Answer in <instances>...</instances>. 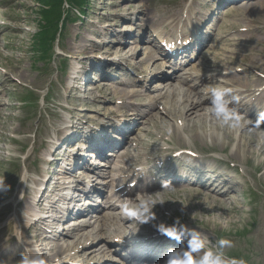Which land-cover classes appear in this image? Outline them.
Masks as SVG:
<instances>
[{
  "label": "bare ground",
  "instance_id": "bare-ground-1",
  "mask_svg": "<svg viewBox=\"0 0 264 264\" xmlns=\"http://www.w3.org/2000/svg\"><path fill=\"white\" fill-rule=\"evenodd\" d=\"M117 1L112 4L114 11L106 19L110 23L108 28L103 31H95V35L99 39H106L108 35L114 33L113 31L118 26L120 20L129 18L135 14L142 15L145 18V20L140 19L143 22V28L156 25L176 34H179L180 29H182L181 35H185V33L183 27H180L181 25H185L187 21L193 28V31L190 33L192 35L195 34L197 37L199 26L207 22L219 7L226 4V1H230L236 6L242 4L240 7H231L228 10H224L225 14L229 13L239 18L246 26L230 24L224 36L221 37L220 42H217V44H221L218 48L221 53H218V50L212 51V57L206 58L198 67L191 66V68H188L192 72L184 68V71H187L186 74L181 78L176 76L174 79L162 73L167 68V65H173V63L163 64L156 62L154 59L157 57L154 54H157V52L152 51L150 47H138V50L131 49L128 52V49L121 43L123 40L122 36H118L117 42L119 46H115L113 43L107 41L100 44H91V39L88 36L84 35L80 37L75 34L68 47L73 58L79 59L82 57L85 59L96 54L102 55L100 58L104 60H96L91 62V64L89 63L93 69L99 68V66L115 68L125 62L128 70L138 72L131 61L136 56V52L141 50V48H145V61L141 67L143 74L146 76L144 83L148 80L159 79L161 85L154 95H149L145 92L140 95L136 91L119 89V87L113 84H105L103 82H100L95 87L89 85L92 86L89 91L106 90L109 94L107 102L115 103L118 100L123 104V107H121L122 104L120 103V107L110 109L101 106L99 99H93L88 110L72 111L71 115L76 120L73 121L71 129L85 132V138L88 137V141L91 140L98 149L107 147L116 150L117 148L110 141L105 129H114L121 136V131L118 130L120 125L122 123L127 124L130 119L139 117L142 123L146 125V128L141 130L142 132L146 130L145 133L147 135H142V138L150 136L154 138V141L151 144H144V152L143 139L134 133V142L137 143L140 140L142 147H137L131 151L129 148L134 143L131 139H126L123 142L125 138L123 137L122 141L119 142L123 143V147L115 155V159L109 160L108 165H105L104 162L100 165L101 168L108 166L110 169L105 172L95 171L101 179L105 180L104 184L109 188L108 191H110L111 195L106 196L105 208H98L100 215L96 217L97 220L93 223L84 217L78 221L69 222L66 226H57L63 220L53 218L61 206L59 202L66 197V192L71 191L75 186V194L70 193L73 197L76 196L75 199L68 200L65 198L67 210H69L73 206L72 204L78 201L77 198L81 197V194L77 196V189L86 190L87 186L85 184H87L88 180L95 179V176L90 177L89 175L91 174L85 172V170L83 172L80 171L79 176H77V172V174L73 173L74 175L68 178L69 181L66 184L55 182L53 191L47 197H41L40 199L34 198V195L36 189L42 187L43 183L48 181L47 176L37 179L30 175H25L17 190L13 191L10 187L8 191H0V206L4 202L3 207L0 209V221L8 217L6 225L0 226V264H10L9 256L5 255L8 248H11L12 254H19L32 249L33 245L39 246L40 255L47 260L48 264H70L73 260L78 261V264H91L89 261H93L94 259H99L100 261L104 259V262H107L106 253L108 252L107 247L110 243H113L117 238H125L129 233L134 236L141 234L132 223L133 220L126 214L124 210L125 206H127L129 211H136L140 209L143 202L155 201L156 203L152 207V211L156 215V218L163 220L164 216L159 209V204H164V209L173 215L177 214V200L172 199V202H170L166 194H169L171 198L179 197L181 203L188 205L190 210H192L193 213L186 214L183 217L182 220L186 221L184 224L202 233H206L212 240L211 233L207 227L213 225L215 229L218 227L225 229L234 223L231 215L237 205L236 195L242 192L241 186L245 182L246 175L240 178V180H236L228 174L227 166L225 167V171H219L218 168L227 165V163L214 155H210V153L224 155L229 150V153L226 155V160L229 162L238 163L239 166L244 167L245 162L254 160L258 164L257 168H264V121L258 119L260 114L264 115V79L261 78V76L264 78V52L260 51L264 49V0H206L205 2L195 0V4L187 7L180 6L178 10H166L159 19L148 16L146 11L133 10V6L130 4L124 5L119 0ZM253 1L255 3H249ZM244 2H247V4H243ZM218 5L219 7L217 8ZM28 7L29 0H0V47L2 41L18 40L19 35L24 33L22 25L28 23L29 18L27 15H20L19 9H27ZM185 16L186 18L184 19ZM123 29L128 31V35H131L129 27L125 26ZM241 31L246 32V34L239 35L238 38H235L236 35H232L231 38L229 37L231 33L236 32L239 34ZM158 35L163 37L159 33ZM137 39L139 38L136 37ZM164 40L166 39L161 38L160 41ZM178 40L179 36L176 38V41ZM194 40L190 42L188 47L178 48L175 52L176 56L180 50H185V53L178 57V59L177 57L169 58L174 62L175 65L173 66L180 65V58L183 59L182 64L186 62L187 57L185 56L194 51L195 45L199 41V39ZM169 42H175V40H170ZM253 43L257 46L254 47ZM6 49H14L13 44L8 45ZM109 57H112L113 60L109 59ZM4 59L7 60L6 64L3 63ZM109 60L111 62L107 63ZM24 62V58H5L0 53V143L2 144L7 141L5 132L11 131L13 134L21 132L19 128H11L13 119L4 115V112L9 108L5 102V98L8 95V87L15 85L13 83L15 79L25 84L35 85L34 79L29 74H26ZM2 67L5 68L6 72H1ZM116 69L119 70V68ZM159 73L162 74L159 75ZM155 76L158 77L152 78ZM78 78L77 76V79L72 78V80L77 81ZM84 81L80 79L79 82H74L67 88V92L70 93L67 97L69 101H76L71 94L81 91ZM120 85L133 87V80L129 79L127 82H121ZM217 85L239 89L235 94L241 97L240 102L230 105V107L235 108L237 113L242 116V126H222L221 122L212 114L208 94L210 88ZM133 97H140L143 100L142 105L140 104L141 106H139L128 101V99ZM60 98L61 96H58V99ZM159 105L169 115L170 122L172 121L173 125H170L169 122L160 117L159 113L156 112ZM124 108L131 109L133 112L131 115H128L130 117L128 121H125L121 117L117 118L118 112ZM86 111L96 113L97 115L90 116L84 114L83 112ZM69 117L64 116L59 121L60 126L53 129L56 137L66 130V125L70 126V123H66L72 120ZM127 125H129V122ZM62 126L64 128L60 129ZM148 129L151 132L147 131ZM153 130L157 132L160 136L159 138H156ZM167 135L171 139L175 138L173 142L174 147L178 150L176 153L184 150L181 148H186L187 152L181 153L182 155L179 156L180 160L196 162L193 154L188 153V151H192L198 153L201 156V160L215 163L212 166L196 162L190 166V173L195 176L196 180L197 178L202 180L201 188L195 187L197 185L191 186L187 181L176 182L173 180V173H171V175H167V178L171 181L169 187L173 188V192L170 194L162 190L157 191V188L162 189L163 186L158 187L160 185L145 179V175L154 174L153 168L148 166L145 159L151 156L148 160L152 162V156L155 154V158L159 160L158 163L160 161L167 162V154L174 150V147H171L163 151L161 153L165 154L163 159H159L156 155L158 150H163L166 146L164 139ZM45 136L50 138L49 133H46ZM66 137L67 134L62 136L61 139H65ZM56 141L55 137L52 141H48L45 156L41 158V162H44V164L46 163V154L49 153L51 155V149L57 145ZM199 143L204 148L201 152L197 148ZM168 145L170 146V144ZM10 151L12 149L7 146L0 147L1 154H8ZM1 154L0 160H4ZM64 157L66 158L68 155L66 154ZM73 159L75 162L83 165L85 169H92L89 162L81 159L79 149L75 150ZM120 160L125 164V167H119L115 163V161L118 162ZM81 161L83 162L81 163ZM56 163H58L57 158L54 159L52 164ZM140 163L145 164L141 171L139 172L137 168L133 170ZM69 169L72 168L70 167ZM234 172H237L236 167ZM245 173L248 175L246 170ZM262 177L264 178V172ZM131 179L136 184L133 188H128L127 183ZM97 180L95 179L97 184L93 185L95 191H97L99 184H103ZM119 183H122L123 186H120ZM78 184L82 186V189ZM207 185L210 187V191L206 190L205 186ZM180 194L186 198L183 199ZM125 198L128 200H124ZM74 209L75 207L71 208V211H68L66 215H70L74 212ZM39 212H44L48 217L37 220L35 214ZM123 216L124 219L122 218ZM190 217H193L196 222H189ZM199 217L201 218L203 231L199 230L196 224ZM205 217H208V219ZM150 222L154 227L160 225L165 228L164 222L162 224H157L155 221ZM13 224H18L21 233L15 231L12 227ZM156 228L158 230V227ZM51 238L54 239V242H50ZM96 249H99V251H96ZM131 263L141 264L134 261Z\"/></svg>",
  "mask_w": 264,
  "mask_h": 264
},
{
  "label": "rangeland",
  "instance_id": "rangeland-1",
  "mask_svg": "<svg viewBox=\"0 0 264 264\" xmlns=\"http://www.w3.org/2000/svg\"><path fill=\"white\" fill-rule=\"evenodd\" d=\"M122 2L124 5H132L133 10H143L146 11V14L148 16H153V17H159L161 13L170 7L173 8V6L176 4H193V0H119ZM118 2L117 0H92L91 6L89 10L87 11V15L85 19L81 20V22L71 25L68 27L64 33H63V39L61 40L60 46L56 47V56L54 60L50 62H46V65L44 63L38 64V58L33 54V42L31 40V37L37 30V25H38V20L40 19V3L39 0H29V8L28 9H19V13L21 15L25 16V13L29 17V24H23L25 34L20 35L18 40H13V41H7V42H2V46L0 47V52L2 53L3 56L5 57H11L14 56L15 58H24V69L26 70V74L30 75L32 79L35 80V83L37 85H41V89L35 88L34 86H28L25 84H19V80L15 79L13 83L16 84L14 87H8V96H6L5 101L9 103V105L12 106V109L7 110L6 116L13 118L12 122V127H17L21 128L24 132L19 135H14L10 133L9 131L6 133V136L9 138L12 137H17L19 142H23L21 145H11L12 143H7V144H0V146H10L14 150H21L23 147V153H9L3 154V157L7 159L6 162H1L0 163V174L3 177H8L6 173H12L14 171V166L9 164V163H16L20 167L21 171V176L26 175V170L27 168L24 166V158L25 154L27 152H30L34 148V154H38L39 150V158H40V152L43 149V143L45 141V138L43 139L39 138L40 135H42L44 127L46 128V131H51V128L54 127V125L57 123V126L59 125V121L62 116L66 115L64 110H67L68 108L71 107H79L80 109H85V107L82 106V101L76 104L73 103H67L65 99V95L67 94L66 88L67 85L64 83L66 82V74L63 71V66L64 63L67 66V70L69 69L70 72H72V68L75 69H82V68H87V64L89 59L92 61L94 60H102L98 56L102 55H93V57H87L85 59H72L71 53L68 51L69 44L72 42L75 34L81 36L87 35L91 39V44H95L94 42L97 41H107L110 42V40L113 39L114 36H122L123 38V45L129 50L135 49L138 44H143L141 40L137 44L133 43V33L138 34L141 31L146 33V31H149V33L153 34L155 30L157 29V26H154L153 28H141L143 25L142 20H145L143 16H139L137 14L130 16L129 18H125L124 20H120L118 22V26L114 29V33L110 34L107 36L106 39L102 38L99 39L98 36L95 35V31H103L104 29L108 28V25L110 24L108 22L107 17L114 11V8L112 7V4ZM255 3V2H254ZM246 4V3H245ZM227 6V5H225ZM221 6L217 9L216 11V17L209 22V24L205 25L203 28V35L202 37L205 38V41L203 45H206L209 39L211 38V42L209 46H216L217 45V40L221 38V35L224 36L225 32L227 31V28L230 24H241L243 26H246V24L240 20L239 18L227 14L225 17H222L223 14L225 13L224 7ZM241 5L234 6L235 8L240 7ZM138 12V11H135ZM134 12V13H135ZM139 18V19H138ZM221 18V19H220ZM142 19V20H140ZM216 23L218 24L217 27H215ZM125 26L129 27L131 32V35H128L125 29H123ZM208 32H210L209 35H206ZM244 33L245 32H241ZM107 34V33H106ZM130 34V33H129ZM148 34V33H147ZM237 34V33H236ZM211 35V37H210ZM256 39V38H255ZM94 41V42H93ZM13 43V46H15V50H6L4 49V46ZM89 45V44H87ZM115 46H119L118 43L114 44ZM253 46H257L255 43H253ZM19 48H21L19 50ZM261 52H264V49L260 50ZM209 52H211V49L208 48L201 58L203 56L207 57H212L210 56ZM218 53H221V51L218 50ZM143 52L136 53V56L134 59L131 61V63H134V65L137 67V69L140 70L142 73V66L144 65L143 63ZM85 57V56H83ZM199 59V61L201 60ZM224 58V57H222ZM109 59H112V57H109ZM264 59V56H263ZM3 63H7L6 60H3ZM123 69V68H122ZM125 69V66H124ZM123 69V70H124ZM1 71L6 72L4 68L1 69ZM167 73H169V77H173L172 70L171 69H165ZM169 71V72H168ZM61 72V73H60ZM125 72L122 71L120 72V78L121 80L123 79V73ZM139 72H133L129 71L128 75L135 76V85L136 88H126V87H121L123 89H127L128 91H142L141 88V78H145V75H142ZM166 74V72H165ZM180 75H183V73H179ZM168 76V74H167ZM141 77V78H140ZM143 78V79H144ZM22 83V82H21ZM50 84L51 86V93L50 95L52 96V99L50 102L49 100L46 99V103L43 100V95H46L48 93V89ZM86 85V84H85ZM25 86H28L32 88L35 93V97L38 98V102L34 103L30 107H26L24 109V105L20 104L23 97L22 91L25 88ZM146 89L147 91L152 90V94H156L157 90V85L154 84V81L146 83ZM39 87V86H37ZM86 86L83 87V92ZM156 88V89H155ZM80 92L78 95L84 96V93ZM141 93V92H140ZM55 94V95H53ZM63 95L64 99L61 101H55L56 95ZM42 96V98H41ZM99 97L100 100H102L101 106L103 107H108L110 109L114 108L116 106L115 103L113 104H108L105 103V101L108 99L109 94L106 91H97V93L94 95ZM80 97V96H79ZM138 98L130 99V101H137ZM20 102V103H19ZM119 102V101H117ZM91 103V102H90ZM117 107V106H116ZM126 111L125 113H127ZM166 117V116H165ZM168 117V116H167ZM166 117V118H167ZM51 126V127H50ZM25 130H28L29 132H26ZM44 135V134H43ZM36 148L38 150H36ZM198 151L201 152L202 149H204L201 146V143L197 145ZM228 151V150H227ZM44 152H41V155ZM229 153V152H228ZM220 159H222L224 162L228 161L226 160V156H218L214 155ZM200 163H205L208 165H214L215 163L212 161H202L200 159ZM250 165H247L249 167L256 166L254 163ZM40 166V164H39ZM232 165H229V168H231ZM219 171L223 170L225 171V166H221L218 168ZM247 170L252 173L253 169L248 168ZM258 173V180L254 181L251 176L247 175L246 178V185L243 187V190L245 191L246 197L252 198V193L258 194L259 196L263 197V200L260 204L257 205L255 208V212L252 213V215L249 217L250 212L253 211L252 204L250 203V199L246 198L245 201H241L240 206H238L235 211L232 213V217H234V220L236 221L237 218H242L244 219L243 222H240V224L235 225L233 228L230 230L232 231L231 235L233 236V247L230 249H227L225 254L229 255H236L238 256L241 260H243L247 264H264V179L261 177L260 171ZM231 176L234 175L231 171L230 173ZM244 175V168L241 167L239 170V176ZM103 186L101 185V189ZM165 193H172L169 191H164ZM108 195V194H107ZM169 198V201L172 202L173 200H177V205L176 209L178 212V215H183V213L188 214L191 213V210H189L188 207L182 208V203L181 199L179 197H173L171 198L169 194H166ZM180 196L186 198L182 194ZM239 196V195H238ZM103 197V196H102ZM104 200V199H103ZM160 207L164 210V206L161 204ZM182 211H184L182 213ZM165 214H168L165 212ZM135 224V222H133ZM253 225H256V231L253 234H249L247 238H242L240 237V233L244 234V229L246 230L247 227H253ZM16 228L18 229V226L16 224ZM140 229V228H139ZM143 229V227L141 228ZM261 230L262 236L258 238V233L257 230ZM236 230V231H235ZM235 231V235L234 232Z\"/></svg>",
  "mask_w": 264,
  "mask_h": 264
},
{
  "label": "clouds",
  "instance_id": "clouds-1",
  "mask_svg": "<svg viewBox=\"0 0 264 264\" xmlns=\"http://www.w3.org/2000/svg\"><path fill=\"white\" fill-rule=\"evenodd\" d=\"M188 42L184 41V43ZM171 47L169 46V50H171ZM238 91L239 89L218 85L210 88L208 96L211 112L221 122L222 126H242V116L237 113L235 108L230 107V105L240 102L241 97L235 94ZM262 119H264V116H262ZM9 188L10 186L5 183V180L0 178V191H7ZM155 203V201H147L141 204L139 210L129 211L127 206L124 210L134 222L142 225L156 219V215L152 211ZM156 227L161 233L181 245L178 248L168 250L164 264H245L243 260L228 259L226 257V250L233 247L232 241L228 239H217L213 243L206 233L185 224L173 225L167 229L160 225ZM19 264H48V262L40 255L39 246L33 245L32 249L26 250L21 255ZM70 264H78V261L73 260Z\"/></svg>",
  "mask_w": 264,
  "mask_h": 264
},
{
  "label": "trees",
  "instance_id": "trees-1",
  "mask_svg": "<svg viewBox=\"0 0 264 264\" xmlns=\"http://www.w3.org/2000/svg\"><path fill=\"white\" fill-rule=\"evenodd\" d=\"M73 8L77 7H84L87 3V0H68ZM45 9L43 12L45 22L48 24L49 28L53 30L59 29L60 23L63 18V0H44ZM75 5V6H74ZM42 47L44 49L43 52L46 54L50 43H48V37L41 40Z\"/></svg>",
  "mask_w": 264,
  "mask_h": 264
}]
</instances>
